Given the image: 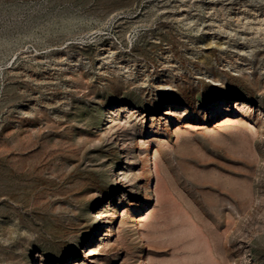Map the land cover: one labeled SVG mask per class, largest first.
<instances>
[{
	"label": "rangeland",
	"instance_id": "374dc122",
	"mask_svg": "<svg viewBox=\"0 0 264 264\" xmlns=\"http://www.w3.org/2000/svg\"><path fill=\"white\" fill-rule=\"evenodd\" d=\"M36 254L264 264V0H0V264Z\"/></svg>",
	"mask_w": 264,
	"mask_h": 264
},
{
	"label": "bare ground",
	"instance_id": "6f19581e",
	"mask_svg": "<svg viewBox=\"0 0 264 264\" xmlns=\"http://www.w3.org/2000/svg\"><path fill=\"white\" fill-rule=\"evenodd\" d=\"M243 107H244V105L242 103H240L239 101H236V104L234 105V108L232 107L233 108V111L230 112V113H234L236 110H239L240 111ZM171 110H172L171 106L168 107V108H166L163 111V113H162L163 116H161L159 119L165 120L167 118L165 116L171 114ZM152 119H154V118H152ZM152 119H150V120H152ZM229 120H230L229 117H225L224 119H222V121L225 122V123L227 121L229 122ZM125 160L128 162V164H129V160H131L130 158L127 157V154L125 155ZM127 167H130V165H127ZM127 167H122V168H120V169H118L116 171H112V174H111V176H112V182H114V183H116V184H118V185L121 186L120 189L122 190L121 191V195L122 196H126L125 191H128V193L134 191V192H136L135 193L136 195H139L140 190L144 188V191H145L147 187L141 188L138 185V183L134 180L133 176L131 175L132 174L131 173V168H127ZM155 174H156V172H155ZM133 180L135 182H133ZM97 219H99L100 223L102 222V225L103 226H101V227H102V229L104 231V234L103 235H106L105 242L107 243V241L109 242V239L112 236V227H111L112 221H106V224H103V221H101L102 218L100 216ZM91 251H92V248L90 246V247H87V248L84 247L81 252H82L83 255L85 254V252H88L86 254V255H88L89 253H91ZM42 258H43L42 255L36 254L35 255V260H34L33 264H39V262L42 261ZM70 264H80V263H79V260H77V262L74 261V262H72Z\"/></svg>",
	"mask_w": 264,
	"mask_h": 264
}]
</instances>
